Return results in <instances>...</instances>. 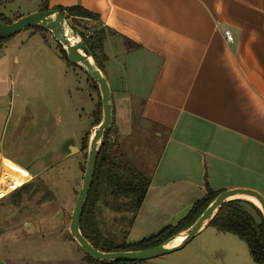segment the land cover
Segmentation results:
<instances>
[{
  "label": "crops",
  "instance_id": "obj_1",
  "mask_svg": "<svg viewBox=\"0 0 264 264\" xmlns=\"http://www.w3.org/2000/svg\"><path fill=\"white\" fill-rule=\"evenodd\" d=\"M46 5L99 15L117 155L135 161L128 143L138 132L150 144L137 163L126 161L150 178L137 219L175 224L207 186L264 196V0Z\"/></svg>",
  "mask_w": 264,
  "mask_h": 264
},
{
  "label": "rangeland",
  "instance_id": "obj_2",
  "mask_svg": "<svg viewBox=\"0 0 264 264\" xmlns=\"http://www.w3.org/2000/svg\"><path fill=\"white\" fill-rule=\"evenodd\" d=\"M42 5L43 0H2L0 11L15 19L35 13ZM83 25L77 29L86 33L98 27L94 21L88 22V28ZM59 45L50 31L34 28L0 41L2 264H90L69 226L91 138L103 118L101 93L83 68L64 59ZM96 58L105 68L104 55ZM111 137L114 140L116 134ZM144 137L138 132L128 143L136 159L150 145ZM70 145L78 150L70 153ZM136 159L129 161L125 155V162L137 163ZM111 203L100 200L98 205L100 229L108 242H136L164 228L165 219H137L139 211L119 212ZM148 262L256 264L244 241L213 226L182 249Z\"/></svg>",
  "mask_w": 264,
  "mask_h": 264
},
{
  "label": "trees",
  "instance_id": "obj_3",
  "mask_svg": "<svg viewBox=\"0 0 264 264\" xmlns=\"http://www.w3.org/2000/svg\"><path fill=\"white\" fill-rule=\"evenodd\" d=\"M2 2V0H0ZM43 10H48L47 0H44ZM64 15L73 25L74 31L80 35L88 44L96 64L101 68L97 60L98 51L101 49L105 32L103 29L94 28L90 32L77 29L81 24L89 27V21H99V15L81 6L60 7ZM19 18V17H18ZM18 18L10 19L0 11V21L11 23ZM87 21V22H85ZM34 29L45 30L35 27ZM46 31V30H45ZM9 39V38H8ZM7 39L0 38V41ZM129 45V44H128ZM60 51L65 60H68L62 45ZM91 79V78H90ZM92 80V79H91ZM94 84H97L92 80ZM97 88V86L95 85ZM112 129L106 131L103 143L99 149L94 180L85 202L82 218L81 231L90 243L104 252L143 250L160 245L190 227L207 206L222 192L213 190L207 186L204 197L195 202L189 212L175 224L165 226L159 232L136 242H108L100 229L98 219V205L100 200L111 202V206L119 212H138L146 198L150 187V178L139 172L130 164L119 159L117 155L118 146L111 137ZM31 181L25 183L27 186ZM21 187V188H23ZM220 232L236 235L248 246L253 261L256 264H264V215L254 203L245 199H234L225 203L217 212L210 223ZM85 260L90 264H150L148 261L114 260L105 262L96 260L86 254Z\"/></svg>",
  "mask_w": 264,
  "mask_h": 264
},
{
  "label": "water",
  "instance_id": "obj_4",
  "mask_svg": "<svg viewBox=\"0 0 264 264\" xmlns=\"http://www.w3.org/2000/svg\"><path fill=\"white\" fill-rule=\"evenodd\" d=\"M35 27L50 31L54 38L62 44L63 49L67 53L68 60L83 68L87 75L97 83L101 93L103 118L94 130V134L91 138L86 170L69 226V231L73 240L84 249L86 254L96 260L105 262L114 260L148 261L153 258L164 256L182 249L206 227L210 226L211 221L225 203L243 197H252L256 199L259 203L257 206L264 215V196L261 193L253 189L234 188L220 192L190 227L177 233L160 245L143 250L115 252H104L94 247L81 231V218L86 199L94 180L99 149L103 143L106 131L111 129L113 123V105L110 85L102 69L96 64L88 44L86 41L78 39V34L74 33L73 29L70 28L67 17L60 8L41 10L20 17L11 23L0 21V38L8 39L25 28ZM72 38L75 40L74 42ZM74 150H78V148L70 145V153H73ZM179 237H183L181 243L175 246L172 245Z\"/></svg>",
  "mask_w": 264,
  "mask_h": 264
},
{
  "label": "bare ground",
  "instance_id": "obj_5",
  "mask_svg": "<svg viewBox=\"0 0 264 264\" xmlns=\"http://www.w3.org/2000/svg\"><path fill=\"white\" fill-rule=\"evenodd\" d=\"M72 40H73V38H72ZM75 40H73V42H74ZM247 200H249V201H251V202H253V203H255L256 205H259V203H258V201H256V199H254V198H252V197H245ZM183 240V237H179V238H177L173 243H172V245H178L179 243H181V241Z\"/></svg>",
  "mask_w": 264,
  "mask_h": 264
},
{
  "label": "built area",
  "instance_id": "obj_6",
  "mask_svg": "<svg viewBox=\"0 0 264 264\" xmlns=\"http://www.w3.org/2000/svg\"><path fill=\"white\" fill-rule=\"evenodd\" d=\"M89 34H90V32H88L87 35H89ZM225 36H226V39L228 42H231L233 40V36L228 30L225 31ZM78 39L82 40V38L80 36H78Z\"/></svg>",
  "mask_w": 264,
  "mask_h": 264
}]
</instances>
